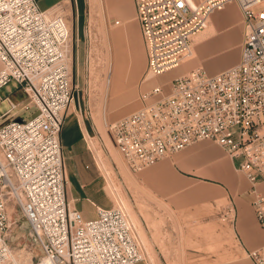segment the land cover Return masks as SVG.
Returning a JSON list of instances; mask_svg holds the SVG:
<instances>
[{"label": "built area", "instance_id": "2783aa9c", "mask_svg": "<svg viewBox=\"0 0 264 264\" xmlns=\"http://www.w3.org/2000/svg\"><path fill=\"white\" fill-rule=\"evenodd\" d=\"M230 3L242 15L238 62L213 75L197 67L155 83L141 92L140 107L113 122L110 131L132 173L197 141H213L240 160L238 168L251 183L252 207L264 228V194L255 187L264 183V4L133 0L147 78L179 67L209 16ZM71 7L69 12L60 5L41 10L36 0H0V89L15 82L26 93L24 108L32 109L30 116L0 125V264L8 261L7 233L15 209L39 247L30 264H135L149 258L140 222L120 198H113L107 209L97 207L95 218L84 219L66 196L60 132L79 93L73 65L81 42L76 0ZM3 99L10 107L0 120L18 105L8 96ZM233 215L232 203L219 213L221 220ZM248 256L264 264V246Z\"/></svg>", "mask_w": 264, "mask_h": 264}, {"label": "crops", "instance_id": "0c3cea01", "mask_svg": "<svg viewBox=\"0 0 264 264\" xmlns=\"http://www.w3.org/2000/svg\"><path fill=\"white\" fill-rule=\"evenodd\" d=\"M36 2L41 10H48L65 6L63 4L67 0ZM84 3L85 41L87 9L86 1ZM103 5L110 20H119V33L128 34L134 44L140 46L141 35L133 0H103ZM241 16L238 6L230 3L212 13L207 26L194 37L197 52L203 58L209 75L238 62L242 42L239 43L238 27ZM237 45L239 53L236 57ZM154 81L158 83L159 80L155 78ZM78 106L75 100L67 111L60 132L66 196L84 219H93L97 216V207L109 208L113 197L107 192L106 175L94 156L90 146L93 141L89 138V143L88 140L89 128ZM238 166L237 159L229 156L219 145L210 140H200L133 173V182L142 193L139 195L165 205L174 215L181 264H254L248 252L264 246V228L252 207L251 183ZM255 187L264 194V183H256ZM227 203L233 204L234 215L221 220L219 213ZM132 209L147 241L155 243L147 224L142 223L139 211ZM135 264L150 263L139 261Z\"/></svg>", "mask_w": 264, "mask_h": 264}, {"label": "rangeland", "instance_id": "374dc122", "mask_svg": "<svg viewBox=\"0 0 264 264\" xmlns=\"http://www.w3.org/2000/svg\"><path fill=\"white\" fill-rule=\"evenodd\" d=\"M84 1H86L87 9L85 23L89 30L87 34L86 29V41H83ZM69 2L67 0L66 4H63L67 12L70 11ZM75 14V26L78 28L81 39L73 65L74 72L78 73L79 85L78 97L75 95V100L89 128L88 140L89 143H91L89 138L93 141V145L90 144V146L94 156L99 165L101 162L100 166L106 175L107 185L110 183L114 186L134 218L136 217L133 214V207L139 211L142 223L147 224L155 243L152 240L151 244L147 241L140 223L139 230L149 252L148 262L150 264H181L180 243L178 234L176 236L177 226L174 215L165 205L139 195L142 194L141 190L133 182L134 174L116 149L110 125L140 107L141 92L157 83L154 81L155 78L159 80L158 82H167L197 67H202L207 74L209 72L206 71L203 58L197 52L193 38L191 55L175 71L166 72L168 74L163 77L160 75L147 78L142 37L140 46H136L128 34L119 33L120 26L114 24L116 19L110 20L107 17L103 0H76ZM239 20L240 43L244 33L242 16ZM238 53L239 45L236 48V57ZM176 71L177 73L174 74ZM4 96H8L11 102L18 105L11 113L2 117L0 125L9 119L17 118L16 116L25 118L30 116L32 109L24 108L28 99L21 86L10 82L0 89V114L10 107L6 99L1 100ZM106 137L107 143L103 142V138L105 140ZM239 161L237 159L238 163ZM106 189L109 193L108 186ZM10 213L15 223L11 225L7 233V241L14 255V259L10 260L9 264H30L31 258L34 259L39 254V247L34 238L29 235L28 223L20 211L15 209ZM163 227L166 228L163 229Z\"/></svg>", "mask_w": 264, "mask_h": 264}, {"label": "bare ground", "instance_id": "6f19581e", "mask_svg": "<svg viewBox=\"0 0 264 264\" xmlns=\"http://www.w3.org/2000/svg\"><path fill=\"white\" fill-rule=\"evenodd\" d=\"M262 1V3L264 4V0H261ZM175 70V69H174ZM170 72V71H169ZM166 74V73H165ZM164 75V74H163ZM162 76V75H161ZM104 134V133H103ZM102 134V135H103ZM105 135V134H104ZM106 136H107V134H106ZM103 137V136H102ZM105 137V136H104ZM109 137V136H108ZM109 139V138H108ZM106 142L107 143V137L105 138V140H104V138H103V142ZM109 141V140H108ZM100 161V160H99ZM101 161H102V159H101ZM100 165H101V162H100ZM104 169V168H103ZM106 170V169H105ZM130 176V175H129ZM126 177H128V176H126ZM134 179V178H133ZM128 180H129V182H130V179L128 178ZM108 186V188H109V194L111 195V196H113L114 198H116V199H121V197L119 196V193H117L116 192V190H115V188H114V186H112L110 183L107 185ZM122 200V199H121ZM123 201V200H122ZM163 209H164V207H163ZM165 210V209H164ZM166 211H168V209L166 210ZM133 214H134V212H133ZM135 215V214H134ZM136 217V216H135ZM161 240V239H160ZM160 245V244H159ZM158 245V246H159ZM14 257V255H13V253H12V250L10 249V252H9V257H8V261H7V264H9L10 263V260H12V259H14L13 258ZM27 262V261H26ZM24 264V263H23Z\"/></svg>", "mask_w": 264, "mask_h": 264}]
</instances>
